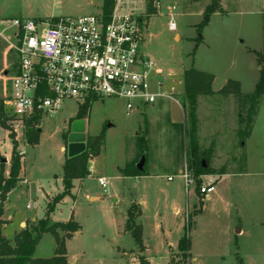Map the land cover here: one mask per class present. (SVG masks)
<instances>
[{
    "label": "rangeland",
    "instance_id": "374dc122",
    "mask_svg": "<svg viewBox=\"0 0 264 264\" xmlns=\"http://www.w3.org/2000/svg\"><path fill=\"white\" fill-rule=\"evenodd\" d=\"M208 4L209 0H159L156 13L147 19L146 0L134 1L144 33L149 35L141 49L173 73L161 88L173 100L149 115L144 108L126 115L118 99L91 101L83 121L86 138L103 134L100 152L91 159V176L72 183L70 196L49 215L50 223H67L72 218L79 226L65 241L67 264H139V256L149 264H184L187 259L190 264H237L236 257L243 264H264V95L249 137L241 140L240 121L249 101L238 107L234 100L232 107L219 104L222 96L217 94L227 80L237 81L245 96L253 92L259 72L255 55L248 51L264 55V0H221L224 13L211 16L198 33L196 25ZM101 5L102 0H0V98L8 97L16 68L11 48L17 43L14 20L46 22L96 15ZM170 21L175 31L169 29ZM199 38L202 42L195 47ZM190 68L213 75L212 88L219 99L214 98L212 107L201 104L194 144L181 109L182 73ZM80 106L81 101H62L51 119L38 123L37 145L26 144L23 135L16 134L25 181L7 195L4 208L9 223L3 230L7 240L12 241L20 221H24L20 231H32L45 219L47 204L62 193L61 148L66 146L65 130ZM144 118L155 131L150 143L145 139L149 130ZM11 149L8 132L0 127V157H9ZM142 155L150 178L118 176L127 162L136 167ZM202 163L205 172L198 178L200 188H215L208 199L195 190L194 176L195 185L186 192L176 173L186 168L193 175ZM100 177L107 181L105 190L97 183ZM90 197L99 199L90 201ZM132 205L140 210L136 222L142 226V241L151 247L146 254L139 253L130 234L124 232ZM184 237L188 249L181 250L178 246ZM54 249L52 235L43 234L33 256L50 258ZM122 250H126L124 256Z\"/></svg>",
    "mask_w": 264,
    "mask_h": 264
},
{
    "label": "built area",
    "instance_id": "2783aa9c",
    "mask_svg": "<svg viewBox=\"0 0 264 264\" xmlns=\"http://www.w3.org/2000/svg\"><path fill=\"white\" fill-rule=\"evenodd\" d=\"M134 1L112 0L106 19L100 9L96 15L12 22L17 34V43L11 45L16 68L3 103L15 139L16 134L23 135L26 123L33 118L38 123L51 119L64 100L81 101L83 105L96 99H118L123 101L126 115L140 112L159 99L173 100L171 94L161 92L173 73L158 66L141 49L146 34ZM169 29H176L172 21ZM179 174L188 192L195 185L194 177L186 168ZM97 182L106 189L104 178ZM213 190L212 185H206L200 193L207 196ZM184 264H190V259Z\"/></svg>",
    "mask_w": 264,
    "mask_h": 264
},
{
    "label": "trees",
    "instance_id": "16d2710c",
    "mask_svg": "<svg viewBox=\"0 0 264 264\" xmlns=\"http://www.w3.org/2000/svg\"><path fill=\"white\" fill-rule=\"evenodd\" d=\"M158 1L159 0H146L145 17L147 19L156 13L155 4L158 3ZM220 2L221 0H209V4L203 10L201 22L196 25V31L198 33H200L208 24L211 16L214 14L224 13L221 9ZM112 7V0H102L101 12L105 19L109 16ZM201 42V38L196 39L195 47H197ZM248 52L255 55L256 65L259 69V77L253 92L246 96L243 95L240 90V84L233 80H227L217 92L218 95L224 98L232 97L238 107H241L245 100L249 101L246 116L242 121H240L242 124V129L239 131L241 140L249 137L254 118L257 115V105L259 99L264 95V55L254 51ZM213 79V75L197 71L193 68L184 70L182 73L183 101L181 109L185 119V124L188 121L190 127L189 136L191 143L193 144L195 141L197 126V99L201 96H210L214 94L212 91ZM3 102V99L0 98V127L8 132V138L11 141L12 149L7 175H5V162H3V158L0 157V264H67L65 241L71 238L74 232L79 230V226L72 218H70L67 223H50L49 215L64 197L70 196L74 180H83L89 176L88 162L99 154L103 142V134L101 133L95 137L88 136L86 138V151L82 155L73 159H67L65 155L61 176V183L63 187L62 193L52 198L47 204L45 219L39 221L32 231L23 229L14 235L12 241H9L3 234L4 227L8 224V222L3 219L4 204L6 202L7 195L21 181L20 172L22 154L18 152L19 144L15 139L14 133L11 132L10 127L7 124L9 118L6 116ZM90 104V102H87L81 105L78 108L76 117L71 119L70 122L85 119L89 111ZM36 124H38V120L36 118L27 122L26 129L23 133L25 143L31 146L38 144L41 133L40 129L35 127ZM192 152L195 154L194 147ZM204 172L205 168H203L201 164L199 172L193 174L196 178L195 190H197L200 195V181H198V178L201 177ZM120 174L123 177L144 176V172L138 171L133 164L126 165L122 170H120ZM139 217L140 210L135 205H132L127 213L124 232L130 234L139 253H144L146 247L143 245L142 241V226L136 222ZM186 229H189V225ZM57 230L61 232V235L58 234ZM43 234H50L54 238V255L50 258H34L33 254L35 247L38 245ZM178 248L181 250L188 249L187 237H184L179 242ZM137 261L139 264H149L148 260L142 256H139ZM236 261L237 264H243L239 257H236Z\"/></svg>",
    "mask_w": 264,
    "mask_h": 264
},
{
    "label": "crops",
    "instance_id": "0c3cea01",
    "mask_svg": "<svg viewBox=\"0 0 264 264\" xmlns=\"http://www.w3.org/2000/svg\"><path fill=\"white\" fill-rule=\"evenodd\" d=\"M149 38V35L148 34H146V39H148ZM258 68V67H257ZM259 70V69H258ZM213 84V83H212ZM182 86H183V83H182ZM213 86V85H212ZM212 91H213V95H210V96H201V97H199L198 99H197V107H196V119H197V123H200L201 122V117H200V107H201V104H203V105H209L210 107H212L211 106V103H214V98L216 99L217 98V96H216V91H214L213 90V88H212ZM221 97V96H220ZM216 100H219V99H216ZM166 101H168V99H159L158 101H157V103L156 104H154V105H150V106H147V107H145L144 109H147V112H148V115L149 114H153V113H159L160 111H161V108L163 107V105L165 104L164 102H166ZM214 104H216V103H214ZM218 104V103H217ZM219 104H223V105H230V106H235V104H234V99L232 98V97H228V98H223V97H221V100L219 101ZM149 109V110H148ZM183 114V113H182ZM151 117V116H150ZM224 122V121H223ZM147 123V130H149L148 132H147V134H146V141H147V143H150L151 142V138H152V136H153V138L152 139H154L155 138V136L153 135V133L155 132L154 130H153V125H152V123L149 121V119L147 120V118H144V120H143V124L145 125ZM83 124H84V133H85V136H87L88 134H87V132H86V124H85V121H83ZM171 128L173 129L175 126L173 125V124H171ZM135 135H136V133H135ZM65 148V147H64ZM63 147L61 148V152H63V154H64V159H63V163H64V160H65V151L63 150L64 149ZM22 154V153H21ZM141 157H144L145 158V155H142ZM132 158V157H131ZM4 160H5V175H7L8 174V170H9V160H10V156L9 157H6V158H4ZM90 162H91V160H89V162H88V169H89V176H91V170H90ZM128 164H126V165H129L130 163L129 162H127ZM145 163H146V160H145ZM145 163H144V166H143V172H144V176H142V177H135V178H143V179H145V178H150V176H149V174H148V172L146 171V165H145ZM137 165V164H136ZM62 166H63V164H62ZM120 168H118V170H119ZM180 169H178L177 171H176V173L177 174H179L180 173ZM62 176V175H61ZM118 176H121V174L120 173H118ZM20 178H21V181L18 183V184H20V183H24V181H25V178H24V175H23V170H22V159H21V172H20ZM101 178V177H100ZM75 181H83V180H74L73 181V183L75 182ZM98 183V182H97ZM213 186V185H212ZM214 187V186H213ZM215 191V188H214V190H213V192ZM212 192V193H213ZM210 197V194L209 195H207V196H205V198L206 199H208ZM90 199V201L91 200H94V201H96V200H98L99 198L98 197H90L89 198ZM4 206H5V204H4ZM173 212L174 213H177L178 214V210L176 209V208H174L173 209ZM3 219L5 220V221H7L8 223H9V221L7 220V219H5V208H4V216H3ZM137 221H138V219H137ZM22 225H24V221H20L19 222V225H18V230H16L15 232H14V234H17L19 231H20V228H21V226ZM5 228V227H4ZM143 231V230H142ZM239 231H241V229L239 230ZM110 245L112 246V247H114V248H118L117 247V245H115V244H111L110 243ZM143 245H144V243H143ZM145 247H146V250H145V254L151 249V247H149V246H146V245H144ZM169 248H171V246H169ZM124 251H126V250H122L121 251V253H122V255L124 256L125 254H124ZM129 251H135V250H129ZM34 255V254H33ZM194 260L195 259H192V261L194 262ZM149 262V261H148Z\"/></svg>",
    "mask_w": 264,
    "mask_h": 264
},
{
    "label": "water",
    "instance_id": "95a60500",
    "mask_svg": "<svg viewBox=\"0 0 264 264\" xmlns=\"http://www.w3.org/2000/svg\"><path fill=\"white\" fill-rule=\"evenodd\" d=\"M66 133V146L63 149L67 159H73L82 155L86 151V136L84 133V124L83 120H74L69 123ZM3 162L5 160L3 159ZM145 163V158L142 157L140 162L136 165L138 171H143V166ZM202 167L205 168V165L202 163ZM21 227H24L22 225ZM240 229L236 230V233H239Z\"/></svg>",
    "mask_w": 264,
    "mask_h": 264
}]
</instances>
